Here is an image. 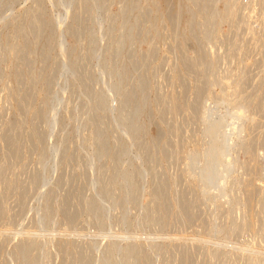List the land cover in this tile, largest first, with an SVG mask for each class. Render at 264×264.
<instances>
[{
    "label": "rangeland",
    "instance_id": "obj_1",
    "mask_svg": "<svg viewBox=\"0 0 264 264\" xmlns=\"http://www.w3.org/2000/svg\"><path fill=\"white\" fill-rule=\"evenodd\" d=\"M235 11L0 0V264H264V15Z\"/></svg>",
    "mask_w": 264,
    "mask_h": 264
},
{
    "label": "bare ground",
    "instance_id": "obj_2",
    "mask_svg": "<svg viewBox=\"0 0 264 264\" xmlns=\"http://www.w3.org/2000/svg\"><path fill=\"white\" fill-rule=\"evenodd\" d=\"M231 1H234V3H235V5H236V13H237V11L241 8V5H243L242 3H241V0H231ZM263 3H264V0H263ZM263 12V15H264V9L262 10ZM236 13H235V15H236ZM234 15V16H235ZM264 17V16H263ZM216 18H217V16H216V14L214 15L213 14V19H210V21L211 22H215L216 21ZM176 19V18H175ZM214 20V21H213ZM38 23V22H37ZM178 23V22H177ZM263 23H264V19H263ZM177 25V24H176ZM176 28V27H175ZM175 33V32H174ZM15 148V147H14ZM16 153V152H15ZM12 155V154H11ZM210 175V174H209ZM9 185V184H8ZM8 187V186H7ZM130 245V244H129Z\"/></svg>",
    "mask_w": 264,
    "mask_h": 264
},
{
    "label": "built area",
    "instance_id": "obj_3",
    "mask_svg": "<svg viewBox=\"0 0 264 264\" xmlns=\"http://www.w3.org/2000/svg\"><path fill=\"white\" fill-rule=\"evenodd\" d=\"M253 1H254V0H249V1L246 0V2H244L245 4H243L242 1H241V3H242L243 5L249 6L250 4H252ZM259 2H261L262 10H263V9H264V3H263V0H259ZM262 12H263V11H262ZM262 14H263V13H262Z\"/></svg>",
    "mask_w": 264,
    "mask_h": 264
}]
</instances>
